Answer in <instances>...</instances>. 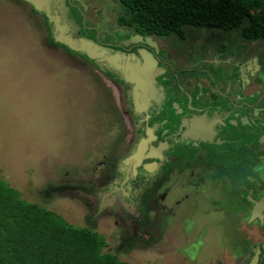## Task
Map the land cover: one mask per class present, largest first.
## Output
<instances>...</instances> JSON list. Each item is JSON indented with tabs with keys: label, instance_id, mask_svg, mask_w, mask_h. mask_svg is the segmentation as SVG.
Here are the masks:
<instances>
[{
	"label": "rangeland",
	"instance_id": "1",
	"mask_svg": "<svg viewBox=\"0 0 264 264\" xmlns=\"http://www.w3.org/2000/svg\"><path fill=\"white\" fill-rule=\"evenodd\" d=\"M121 11L112 0H0V177L27 202L102 235L103 251L128 264H235L241 236L221 211L235 204L216 189H178L174 197L172 176L146 219L125 202L127 181L117 176L133 167L121 162L128 145L117 124L126 109L107 70L129 73V58L87 40L114 42L124 29ZM241 29L186 27L183 38H152L164 54L163 79L181 77L172 71L182 67L199 82L203 69L225 75L206 52L239 53L250 44L264 71V44L243 40ZM49 33L72 49L48 48ZM84 56L100 61L102 75L75 60Z\"/></svg>",
	"mask_w": 264,
	"mask_h": 264
},
{
	"label": "flooded vegetation",
	"instance_id": "2",
	"mask_svg": "<svg viewBox=\"0 0 264 264\" xmlns=\"http://www.w3.org/2000/svg\"><path fill=\"white\" fill-rule=\"evenodd\" d=\"M117 24L124 29L115 31L114 42L97 40L94 34V40H87L129 58V73L107 70L119 85L126 109L117 124L123 126L122 138L128 145L121 162L133 167L117 176L127 181L125 202L146 219V212L164 199V186L172 176L174 197L180 196L178 189L214 188L220 200L235 204L230 211L221 210L224 217L232 214L241 236L235 264H264V71L249 53L251 44L239 53L223 51L214 57L206 52L213 63L224 67L225 75L203 69L199 82L182 67L172 71L181 77L172 74L163 79L164 54L152 39L159 38ZM76 36L84 38L79 32ZM47 37L68 47L56 42L52 33ZM47 47L58 48L53 43ZM75 60L102 75L99 60L86 56ZM241 86L249 90L242 91ZM180 201L175 200V208Z\"/></svg>",
	"mask_w": 264,
	"mask_h": 264
},
{
	"label": "trees",
	"instance_id": "3",
	"mask_svg": "<svg viewBox=\"0 0 264 264\" xmlns=\"http://www.w3.org/2000/svg\"><path fill=\"white\" fill-rule=\"evenodd\" d=\"M112 1L122 8L118 23L142 36L183 38L186 27L230 32L242 26L243 40L264 44V0ZM106 246L102 235L27 202L0 177V264H128L104 252Z\"/></svg>",
	"mask_w": 264,
	"mask_h": 264
},
{
	"label": "water",
	"instance_id": "4",
	"mask_svg": "<svg viewBox=\"0 0 264 264\" xmlns=\"http://www.w3.org/2000/svg\"><path fill=\"white\" fill-rule=\"evenodd\" d=\"M56 41L65 44L63 41H58L57 39H56ZM65 45H67L69 49H72L68 44H65ZM261 205H262V202H261Z\"/></svg>",
	"mask_w": 264,
	"mask_h": 264
}]
</instances>
